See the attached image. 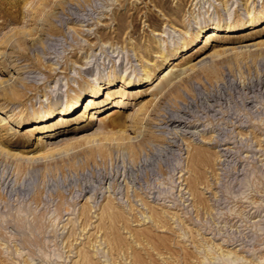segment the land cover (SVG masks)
<instances>
[{
    "label": "rangeland",
    "instance_id": "1",
    "mask_svg": "<svg viewBox=\"0 0 264 264\" xmlns=\"http://www.w3.org/2000/svg\"><path fill=\"white\" fill-rule=\"evenodd\" d=\"M263 13L264 0H0V264H264ZM251 17L260 23L181 47L199 28ZM148 70L153 84L120 90L121 76ZM112 77L132 129L110 127L106 140L101 120L119 109L106 91L98 119L84 106ZM78 94L76 114L33 124ZM176 112L183 141L163 124ZM197 152L209 162H190Z\"/></svg>",
    "mask_w": 264,
    "mask_h": 264
},
{
    "label": "bare ground",
    "instance_id": "2",
    "mask_svg": "<svg viewBox=\"0 0 264 264\" xmlns=\"http://www.w3.org/2000/svg\"><path fill=\"white\" fill-rule=\"evenodd\" d=\"M262 16H264V13H263V15ZM231 23V22H230ZM233 23V24H232ZM232 23L231 24H228V23H225V24H222V23H220V22H218V23H212L211 25H206L204 28H199V29H201L199 32H197L196 34H195V36H194V38H193V40H191V41H189L188 43H186V44H182L181 45V47L182 48H184V47H186L187 48V46L188 45H194V43L196 42V41H199V42H201L202 41V39L204 40V44L206 45V44H208V43H210V42H212L214 39L213 38H216L217 36H219V32L222 30V29H225V30H227L228 31V33H234V32H240V31H244L246 28L248 29L250 26H255V24H258V23H260V21L259 20H254V19H252V17L248 20V21H246V22H244L243 24H235L233 21H232ZM207 27L209 28L208 30H206L207 29ZM194 39H195V41H194ZM176 52L175 53H173L172 55H173V60H176ZM167 59H166V56L165 57H163V62L164 61H166ZM168 61V60H167ZM172 64H174V63H172ZM174 65H178V64H174ZM190 66V65H189ZM193 66H195V65H193ZM180 67V66H179ZM17 69V68H16ZM170 69V68H169ZM172 69L173 68H171L170 70H166L167 72L164 74V76H162L161 77V79H160V81L158 82V84H156L157 86L158 85H161L162 87L160 88V89H155V91L153 92V95H158V94H160V93H162V92H164V88L167 86V85H169L170 83H171V76L173 75L172 74ZM190 69V68H189ZM15 74H18V75H20V74H22V70H20L19 68L14 72ZM156 76V75H155ZM176 76H178V75H176ZM153 78H154V72H152V70H148L147 72H145L144 74H143V76H140V77H137V78H131L129 75H127V76H121L120 78H119V83H121V87L122 88H120V90H122V91H125V89L126 88H140V87H142V86H144V85H151V84H153L154 83V81H152L153 80ZM173 79V78H172ZM116 80H117V78H115V77H112V78H108L105 82H103V84H101V83H99V84H97L96 86H94V88H93V90H92V92H91V96H89V98H87L85 101H87L88 100V102L85 104V106H84V110L85 111H87L88 109H90V111H91V113L89 112V113H87V115L86 116H88L89 118H88V120L89 121H93L94 119H98V117H96L95 116V113L96 112H93V111H97L98 112V110H100V108L101 107H98V108H96V109H94V110H92V108H94V106L96 105V101H97V99L99 98V97H101V96H103V94H104V92H105V101H109L108 103H110V104H113L112 106L113 107H115L114 109H119V110H114L113 112H107L108 114H107V116L106 117H104L102 120H101V122H103V128L101 129L102 130V136H103V138L104 139H106V140H110L112 137H113V135H114V132H112V129L113 128H117L118 130H117V133H121V135L123 134V133H125L127 130H129V129H132L131 127H129V126H124L123 125V120H124V116L120 113V110L122 109V107H124V105L125 104H127V103H124V101L127 99V96H126V94L125 93H120V94H118L115 98H112V96H113V94H112V92H114V91H112V86L114 85V84H116L115 82H116ZM105 85H109V88H104V86ZM13 89L12 90H17L16 89V87H12ZM80 94H78V95H76V97H74V100H73V102L69 105V106H61V107H59V108H56V107H53V108H50L47 112H46V114H44L43 116H41V117H39V118H35L34 119V122H33V124L34 125H36V124H43V123H48V122H50L51 120H52V117H54L56 114H58L59 113V115L60 116H64V115H68L69 113H71V116H73L74 114H76V109H78L79 107H80V103H79V101H80V99H79V96ZM117 99V101H114V100H116ZM155 100H156V98H155ZM110 101H112V103L110 102ZM217 102V101H216ZM107 103V104H108ZM149 104V103H148ZM104 105H106V104H103V106ZM102 106V107H103ZM81 107H82V105H81ZM146 107V103H144V104H142L141 106H140V108H139V111L140 110H142V109H144ZM137 112H133V113H131V114H129V116H127V119L129 118V119H131V122H133V128H136V121H138V120H141L142 121V119H140L137 115H138V113L136 114ZM146 113V112H145ZM147 114V113H146ZM145 114V115H146ZM57 117V116H56ZM61 117V118H62ZM5 120V122L4 123H7L6 122V120L8 119L7 117H5L4 118ZM166 120L165 121H163V124H165L166 125V129L168 130V127H172V128H174V130L171 132V135H173V140L174 139H177V138H179V139H181V141H183V135H187V134H189L188 132H186V126H185V119L183 120V114H181V113H172V114H170L168 117H166L165 118ZM63 120V119H62ZM136 122V123H135ZM3 123V124H4ZM17 124H15V126H23V125H25L26 124V120H24V119H21V118H19V119H17V122H16ZM195 123V122H194ZM142 124V123H141ZM187 124V123H186ZM139 125V124H138ZM112 128L111 130H106V129H108V128ZM123 127H125V128H127V130H125V129H123ZM141 127V126H140ZM151 128V127H150ZM165 128V127H164ZM175 128H178L177 130H175ZM140 129L141 128H138V133L137 134H140L141 133V131H140ZM183 129V130H182ZM185 129V130H184ZM172 130V129H171ZM170 130V131H171ZM57 130H55V131H50V130H48V129H44V131H43V133H47V132H50V133H54V134H52V135H48V137L49 138H56V137H59V133H57L56 132ZM135 131V130H134ZM169 131V132H170ZM116 134V133H115ZM169 134V133H168ZM145 135H147L146 133H145ZM144 135V136H145ZM47 136V135H46ZM143 136V137H144ZM168 136V135H167ZM128 138H130V137H128ZM149 138H151V136L150 135H147V139L146 138H144L143 140L144 141H148L149 140ZM87 139V138H86ZM131 139V138H130ZM152 139V138H151ZM178 139V140H179ZM79 140V139H78ZM77 140V141H78ZM37 141L39 142V141H43V140H41V138L40 137H38L37 138ZM143 141V142H144ZM209 141H210V139H209ZM135 142V141H134ZM150 142V141H149ZM148 142V143H149ZM180 142V141H179ZM43 143V142H42ZM145 143V142H144ZM169 144L167 145L168 146V148H171V147H177V148H180L181 146H179V143H178V141L176 142V141H174V142H168ZM221 144V143H220ZM144 144L143 143H138V145H136V146H138V147H142ZM136 146L134 145V144H129L128 145V148L131 150V152H132V154L133 155H135V151H136ZM145 148V147H144ZM172 149V148H171ZM174 150V149H173ZM177 150V149H176ZM179 150V149H178ZM182 150V149H181ZM225 150V149H224ZM236 150V149H235ZM175 153V152H174ZM224 153V152H223ZM11 154V153H10ZM13 156H17L18 154H12ZM213 158V157H212ZM211 158V159H212ZM30 159H32V158H30ZM190 160V162H194V161H196V162H199V163H208L209 162V157L208 156H206V154L205 153H202V152H197L196 154H191V156H190V158H189ZM179 165V164H178ZM181 177V176H180ZM179 177V178H180ZM109 178V177H108ZM107 179V178H106ZM111 182L109 183V186L107 187L108 189H110L111 187ZM114 185V184H113ZM185 185H187V184H185ZM113 188V187H112ZM185 189L186 188H182V187H180V190H179V192L181 193V192H184L185 191ZM109 192V191H108ZM186 193H189V195H192L191 194V192H190V189H188V191L187 192H184V193H182L181 195H183V194H186ZM95 194V193H94ZM193 198V197H192ZM163 200V199H162ZM110 205H112V204H110ZM109 205V206H110ZM107 206V205H106ZM109 206H107V207H105L106 208V213L109 215V217H111L112 218V213L113 212H111V207H109ZM195 206V205H194ZM114 210V209H113ZM116 210V209H115ZM114 210V211H115ZM105 213V212H104ZM105 213V214H106ZM162 213V212H161ZM160 213V214H161ZM88 214V213H87ZM101 214V213H100ZM120 214H122V213H120ZM147 214V213H146ZM86 215V214H85ZM107 215V216H108ZM140 215H141V217H143V219L144 220H148V221H152L153 220V217L152 216H150L151 215V213H150V215H147V216H144V213H140ZM115 216V215H114ZM91 217H93V216H91ZM102 217H104V216H102ZM121 217V216H120ZM173 217V216H172ZM119 218V217H118ZM171 218V217H170ZM174 219V218H173ZM171 221V220H170ZM177 221H178V219H177ZM75 222V221H74ZM73 222V223H74ZM114 222V221H113ZM137 222V221H136ZM139 222V221H138ZM145 222V221H144ZM152 222H154V221H152ZM115 223V222H114ZM113 224V223H112ZM160 224V223H159ZM162 225V224H161ZM159 227V226H158ZM113 228V227H112ZM126 228V227H125ZM159 228H162V227H159ZM114 229H116V228H113V230ZM158 230V229H157ZM99 231V230H98ZM120 232V231H119ZM116 233H117V231H116ZM115 233V234H116ZM112 235V234H111ZM137 235V234H136ZM140 236V235H139ZM143 236H144V234H143ZM110 237V236H109ZM133 237H135L134 235H133ZM138 238V237H137ZM146 238V237H145ZM144 238V239H145ZM109 239V238H108ZM139 239V238H138ZM100 240H102L103 241V238L101 239L100 238ZM137 240V239H136ZM91 241V240H90ZM96 241V240H95ZM125 241V240H124ZM140 241V240H139ZM112 242V241H111ZM114 242V241H113ZM143 242V241H142ZM97 243V242H96ZM139 243V242H138ZM100 244V243H99ZM111 244V243H110ZM132 244V243H131ZM143 244H144V242H143ZM159 244V243H158ZM89 245H91V244H89ZM101 245H102V243L100 244V248H101ZM118 245V244H117ZM121 245V244H120ZM163 245V244H162ZM114 246V245H113ZM124 246V245H123ZM133 246V245H132ZM145 246H147L148 247V245H145ZM158 246V245H157ZM164 246V245H163ZM167 246H169L168 244H167ZM116 246H114V248H115ZM121 247V246H120ZM119 247V248H120ZM141 247V246H140ZM87 248H89V247H87ZM100 248H98V246H96L95 247V249H93V250H95V253H97L99 250H100ZM106 248V247H105ZM110 248V247H109ZM136 248V247H135ZM165 248V247H164ZM91 248H89V250H90ZM88 250V249H87ZM114 250V249H113ZM123 250H124V247H123ZM158 250V249H157ZM161 250V249H160ZM103 251V250H102ZM105 251V250H104ZM135 251H137V250H135ZM118 252H119V250H118ZM132 252V251H131ZM14 253V252H13ZM91 253V252H90ZM104 253V252H103ZM107 253V252H106ZM105 253V254H106ZM151 253V252H150ZM153 253V252H152ZM170 253V252H169ZM236 253V252H235ZM88 254V253H87ZM110 254V253H109ZM91 255V254H90ZM103 255V254H102ZM121 255V254H120ZM162 255V254H161ZM172 255V254H171ZM92 256V255H91ZM104 256V255H103ZM153 256V255H152ZM122 257V256H121ZM100 258V257H99ZM107 258V257H106ZM126 259V258H125ZM131 259H133L132 257H131ZM130 259V260H131ZM84 262H83V264H92V262L90 261V258H87V256L86 257H84ZM95 260V259H94ZM141 260V259H140ZM31 262V261H30ZM127 262V261H126ZM168 262V261H167ZM98 264V263H97ZM112 264V263H111ZM135 264V263H134Z\"/></svg>",
    "mask_w": 264,
    "mask_h": 264
}]
</instances>
